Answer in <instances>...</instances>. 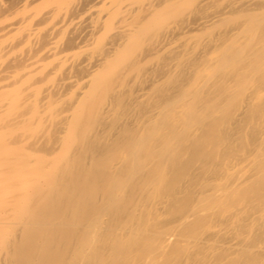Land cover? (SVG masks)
Instances as JSON below:
<instances>
[{
  "label": "bare ground",
  "instance_id": "6f19581e",
  "mask_svg": "<svg viewBox=\"0 0 264 264\" xmlns=\"http://www.w3.org/2000/svg\"><path fill=\"white\" fill-rule=\"evenodd\" d=\"M0 264H264V0H0Z\"/></svg>",
  "mask_w": 264,
  "mask_h": 264
}]
</instances>
